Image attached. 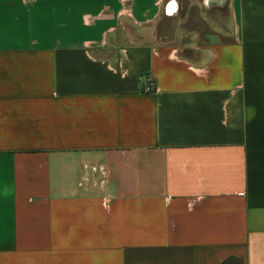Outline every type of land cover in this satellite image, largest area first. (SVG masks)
Instances as JSON below:
<instances>
[{"label": "crops", "instance_id": "obj_1", "mask_svg": "<svg viewBox=\"0 0 264 264\" xmlns=\"http://www.w3.org/2000/svg\"><path fill=\"white\" fill-rule=\"evenodd\" d=\"M230 257L264 264V0H0V264Z\"/></svg>", "mask_w": 264, "mask_h": 264}, {"label": "trees", "instance_id": "obj_2", "mask_svg": "<svg viewBox=\"0 0 264 264\" xmlns=\"http://www.w3.org/2000/svg\"><path fill=\"white\" fill-rule=\"evenodd\" d=\"M222 264H237V259L234 257H230L224 260Z\"/></svg>", "mask_w": 264, "mask_h": 264}, {"label": "built area", "instance_id": "obj_3", "mask_svg": "<svg viewBox=\"0 0 264 264\" xmlns=\"http://www.w3.org/2000/svg\"><path fill=\"white\" fill-rule=\"evenodd\" d=\"M145 91L146 92H152V91H154V87L151 85V86H147L146 88H145Z\"/></svg>", "mask_w": 264, "mask_h": 264}]
</instances>
